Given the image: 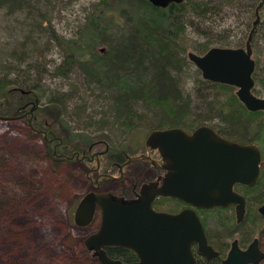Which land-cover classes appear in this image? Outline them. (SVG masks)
Returning a JSON list of instances; mask_svg holds the SVG:
<instances>
[{"label":"rangeland","instance_id":"rangeland-1","mask_svg":"<svg viewBox=\"0 0 264 264\" xmlns=\"http://www.w3.org/2000/svg\"><path fill=\"white\" fill-rule=\"evenodd\" d=\"M95 1L53 0L47 8L38 6L50 24L46 22V28L33 36L34 53L25 63L30 64L28 78L37 87L39 102L22 98L18 91H13L7 95L3 105L4 111L9 113L5 114L8 118H0V264H98L83 247L89 230L79 228L72 220L76 202L88 188L84 168L74 159L55 160L50 157L43 137L28 125L32 116L23 119L13 109L14 106L17 108L28 100L33 101L34 110H38L35 111L37 117L31 120L32 125L43 129L47 127L51 135L61 137L63 145L58 152L66 155L81 146V141L74 135L88 136L91 141L105 140L113 149H126L129 154H135L142 149L148 132L144 126H155L150 122L159 118L157 110L137 105L138 120L133 127L125 125L122 120L112 117L111 95L102 92L95 84H89L79 68L67 67L65 75L57 72L64 65L63 50L51 38L48 26L64 39H75ZM249 4L250 0H239L233 6L225 7L220 15L206 20L205 24L197 18L193 19L195 25L186 26L185 43L195 47L202 42L214 46L220 43L234 45L245 40L249 32L247 21L254 19L244 7ZM260 16L264 20V9ZM16 22L21 23L22 20L9 19L4 12H0V62H4V65L0 63V77L13 68L11 65L7 67V63L16 65L11 58L5 59L6 55L27 53L29 49L19 50L16 43H30L29 38L26 42L24 38L34 34L26 31L27 34L23 29L17 31ZM199 29L205 33H199ZM218 37L220 40L214 41ZM258 37L261 39V34L255 36L256 39ZM259 43L256 46L261 50L263 45ZM187 50L194 51L189 46ZM257 55L260 57L255 87L257 94L264 97V52L259 51ZM25 63L19 65L17 74H11V77L23 78ZM63 67L66 68V64ZM181 77L180 87L190 95L189 107L191 111H197L198 107H203L195 98L198 89L196 79L201 76L194 64L189 62ZM209 86L199 93L206 94V99L210 98L218 104L227 103L228 92ZM56 92L66 94L60 98L62 113L44 110L43 107H46L44 104L50 95ZM95 148L102 150L104 146ZM90 226L95 228L94 223Z\"/></svg>","mask_w":264,"mask_h":264},{"label":"trees","instance_id":"trees-1","mask_svg":"<svg viewBox=\"0 0 264 264\" xmlns=\"http://www.w3.org/2000/svg\"><path fill=\"white\" fill-rule=\"evenodd\" d=\"M51 1L53 0H0V12H4V16L22 20L21 23L14 24L17 31L23 29L25 32L34 33L31 35L26 32L28 37L25 36L24 41H28L26 38H29L30 43L24 45L16 43L19 50L29 49L27 53H20L18 56L17 52H14L5 57V59L11 58L16 65L7 63L9 64L7 67L11 65L13 68L9 67L12 68L11 71L0 77V116L6 117L5 114H9L4 111L3 105L7 95L13 91H18L22 98L35 99L37 104L39 102L37 87L28 78L30 64L25 62L32 58L34 53L33 36L43 30L46 22L50 24L40 8L42 6L47 8ZM237 1L186 0L162 8L153 6L148 0H97L92 3V11L86 16L75 39H64L57 35L50 25L48 26L51 38L63 50V64H66V68L63 67L64 65L60 66L57 72L65 75L67 67L79 68L89 84H95V87L102 92L111 95L109 100L112 117L122 120L125 125H134L138 120L135 108L137 105H145L159 113V118L151 121V124H165L172 120L189 127L197 121L194 119L195 111H191L189 107L190 95L184 93L183 88L180 87L181 76L184 75L189 64L186 52L189 46L202 53L208 49L209 44L202 42L192 47L185 43L186 26L187 24L194 26L193 19L196 18L205 23L211 16L219 14L224 6H233ZM250 1L249 6L253 8L259 0ZM262 30L264 31V22ZM197 31L205 33L200 29ZM22 63L26 64L25 76L21 79L11 77V74H17V69ZM197 73L200 75L199 71ZM196 83L198 89L195 98L204 104L206 109L211 108L214 101L210 98L206 99L207 95L199 92L213 83L201 77L196 79ZM219 87L223 86L219 85ZM227 91L230 94L227 104L234 103L244 109L237 96ZM65 96V93L59 92L50 95L44 104L46 107L43 106L44 110L62 113L59 108L60 98ZM231 105L228 111L232 113L227 116L230 128L248 127L249 133L264 128L263 124L251 123L254 115L250 112L246 122H242L234 114L236 107L233 108ZM19 107L14 106L13 109L18 110ZM216 110L220 111V108ZM35 114L36 118L37 113ZM36 122L41 123L39 120ZM256 135L254 139L257 138ZM74 137L83 143L91 141L87 136L74 135ZM47 145L48 155L56 160L57 157L54 156L51 148L52 144Z\"/></svg>","mask_w":264,"mask_h":264},{"label":"water","instance_id":"water-1","mask_svg":"<svg viewBox=\"0 0 264 264\" xmlns=\"http://www.w3.org/2000/svg\"><path fill=\"white\" fill-rule=\"evenodd\" d=\"M148 1L155 7L165 8L184 0ZM250 54L247 41L245 49L213 47L203 55L189 52L188 57L201 71L203 79L237 86L238 99L247 109L254 111L264 109V98L251 91L254 61ZM34 108L33 103L30 114ZM0 118L5 120L8 117ZM29 123L31 125V120ZM146 147L158 148L167 157L170 164L168 179L159 188L149 186L150 191L144 194L143 208L140 209L130 207L122 212L116 211L112 202L116 197L89 194L90 202L98 203L103 212L99 231L87 238V247L102 264H122L108 257L103 249L116 244L133 247L140 258L136 264H196L191 249L194 242L198 244L200 254L208 258L213 256L216 253L207 244L203 226L193 209H184L177 214L158 213L152 210L151 201L155 195H163L181 199L197 208L236 204L237 215L241 216L243 200L232 191L231 185L255 181L259 170L258 148L224 140L207 126L197 128L191 135L180 129L152 131L146 139ZM143 158L155 166L161 165L145 155L131 157L128 162ZM91 216L92 210L87 207L86 223ZM248 255V251L232 249L226 262L246 264L251 261ZM252 256L255 258L252 262L257 263L263 254L254 252Z\"/></svg>","mask_w":264,"mask_h":264},{"label":"flooded vegetation","instance_id":"flooded-vegetation-1","mask_svg":"<svg viewBox=\"0 0 264 264\" xmlns=\"http://www.w3.org/2000/svg\"><path fill=\"white\" fill-rule=\"evenodd\" d=\"M210 1L215 2L216 0ZM249 5L244 6L245 10L251 15V18L254 19L252 21L249 19V22L247 21L249 32L245 40L234 45L227 43L215 44L214 46L209 45L208 49L202 53L196 51L195 49L194 51L187 50L186 57L187 60L192 63L188 57L189 52L195 53L197 55H203L213 47L245 49L246 43L249 41L251 49L250 58L254 61V69L251 74L254 84L251 91L257 97L264 98L257 94L258 91L255 87L259 65L258 57H260V55L257 54L259 51L264 52V31L262 30V24L264 20H262L260 16L261 11L264 9V0H259L253 8ZM230 6H224L222 11L225 7ZM222 11L219 14L211 16L210 18L220 15ZM260 34L262 36L261 39H259L260 37L256 39L255 36ZM216 39L214 41L220 40L219 37ZM258 42H260L259 44L262 42L263 47L261 50L260 47L258 49L256 46ZM196 69L200 72V76L202 78L201 71L197 67ZM207 81L214 84H208L210 85L209 87L221 88L226 92L229 90L235 95L236 91L238 90V87L235 85L224 84L210 80ZM219 85H222L223 87H219ZM239 103L243 105L245 110L234 103L232 105L230 103L218 104L216 101H214L213 105H211V108L209 109H206L205 105L203 104L202 108L199 107L200 109H197V111L194 112V119L197 121L196 124L189 127H185L183 124L172 120L165 124H155V126L153 125L152 127L145 125L144 127L148 129V132L145 136L143 147L135 154H129L130 152H128L126 149H113L112 145L101 139H95L89 143H83L80 140L81 146L77 151H73L70 155L61 154L58 152V149L63 145V139L61 137L51 135V132L47 129V127L46 129L36 128L32 125V122L30 125L28 121V125L31 130L36 131L39 135H41L46 144L53 145L52 150L55 157L59 158L60 160L74 159L80 162L85 170L88 188L78 198L72 214V220L79 228L84 229L85 231L89 230L85 239L83 240V247L91 254L98 264L102 263L99 261L97 256H95L93 250H90L91 248L87 247L86 240L90 235L99 231L103 208L98 203H91L88 197L89 194H110L113 197H116V199L112 200V202L116 205V211L122 212L130 207L135 209L137 207L138 209L141 207L143 208L144 194L150 191V189H148L149 186L155 188L162 186V184L169 177L168 167L170 166L167 157L161 154L158 148L146 147V139L149 134L152 131L180 129L191 135L197 128L201 126H207L224 140L242 145H254L258 148L259 170L255 181L252 183L234 182L231 185L232 191L240 196L243 200L242 215H237L236 204L226 207L197 208L181 199L163 195H155L153 197L151 201V208L154 212L167 214H177L184 209H193L195 211L203 226L207 244L216 253L208 258L198 252V244L196 242L192 243L191 249L196 259V264H235V262L233 263L231 261L228 263L226 262L232 249H238L242 252H249L248 256L251 261L247 262L246 264H264V128L262 127L261 130L259 128V131L249 133L248 127H245L244 129H233L230 128L227 123V116L232 113L231 111H227L230 105L233 108L236 107V112L234 114L237 115L242 122H246L248 118V112L252 113L254 116L251 123H255V125L256 123L264 125V109L252 111L247 109V107L240 100ZM32 106L33 101H26V103L20 106L17 110L18 115H20L23 119H25L27 116H32L33 119L34 109L36 106L30 114L29 112ZM218 108H220V111L216 110ZM45 124L47 125V123ZM130 126L133 127L134 125ZM255 135L257 136L256 139H254ZM45 136L47 139H55L47 141ZM80 137L83 136L80 135ZM98 145H103L104 148L102 150L96 149L95 147ZM128 148L130 147L128 146ZM141 155L148 156L151 160H155L161 165L155 166L149 159L144 158L128 162L129 158ZM87 164H89V166ZM87 207H89V209L91 208L92 216L86 223ZM77 209L79 210L78 214ZM93 223L95 224V228L91 229L90 225ZM135 247L137 249H148L139 246ZM103 249L105 250L108 257L113 260H118L122 264H136L140 261V258L133 250V247L131 248L121 244H116L104 246ZM254 252L263 254V257L258 260L257 263L252 262V259H255L252 258Z\"/></svg>","mask_w":264,"mask_h":264}]
</instances>
